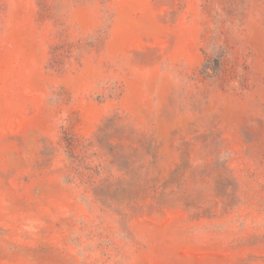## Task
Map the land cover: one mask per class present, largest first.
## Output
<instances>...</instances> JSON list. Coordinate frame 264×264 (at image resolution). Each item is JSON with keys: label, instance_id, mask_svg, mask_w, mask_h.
Here are the masks:
<instances>
[{"label": "rangeland", "instance_id": "rangeland-1", "mask_svg": "<svg viewBox=\"0 0 264 264\" xmlns=\"http://www.w3.org/2000/svg\"><path fill=\"white\" fill-rule=\"evenodd\" d=\"M0 264H264V0H0Z\"/></svg>", "mask_w": 264, "mask_h": 264}]
</instances>
